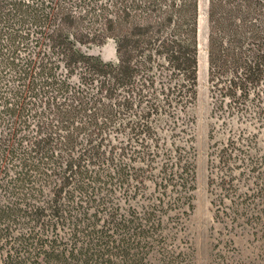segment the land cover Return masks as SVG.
Segmentation results:
<instances>
[{"label": "trees", "instance_id": "1", "mask_svg": "<svg viewBox=\"0 0 264 264\" xmlns=\"http://www.w3.org/2000/svg\"><path fill=\"white\" fill-rule=\"evenodd\" d=\"M205 14L211 113L264 124V0ZM197 24V0H0V264H192ZM257 136L209 125L213 221L259 242L209 264H264Z\"/></svg>", "mask_w": 264, "mask_h": 264}, {"label": "rangeland", "instance_id": "2", "mask_svg": "<svg viewBox=\"0 0 264 264\" xmlns=\"http://www.w3.org/2000/svg\"><path fill=\"white\" fill-rule=\"evenodd\" d=\"M206 0H197V50L198 67L196 73L195 99L190 107L189 113L193 119L191 125L192 145L194 150V189L192 190V210L186 220V230L190 238L193 249L192 264H209L211 256V246L214 242L213 237L233 238L235 247V260L239 256L238 263L248 261L255 253L258 241L250 235L236 230L222 228V226L213 221L212 207L209 202V195L206 188L207 176V151L208 138L207 132L211 122L215 123V134L217 137L224 138L231 129L236 131L245 125L246 131L257 132V146H264V124L247 120L248 124H240L235 118L225 115L224 108L219 112L220 118L216 119L211 113L212 101L208 91L207 84V60H206ZM93 53H98L104 60H114L113 45L110 40L99 47H93ZM201 60H200V59ZM203 61V62H202ZM264 107V99L262 102ZM212 115V117H211ZM217 115V114H216ZM215 117V118H214ZM264 119V113L262 114ZM221 120L225 121L219 124ZM264 237V236H263Z\"/></svg>", "mask_w": 264, "mask_h": 264}, {"label": "bare ground", "instance_id": "3", "mask_svg": "<svg viewBox=\"0 0 264 264\" xmlns=\"http://www.w3.org/2000/svg\"><path fill=\"white\" fill-rule=\"evenodd\" d=\"M199 59H200V58H199ZM201 59H202V58H201ZM201 59H200V60H201ZM202 62H203V61H202ZM201 66H202V64H200V62H199V69L201 68Z\"/></svg>", "mask_w": 264, "mask_h": 264}]
</instances>
